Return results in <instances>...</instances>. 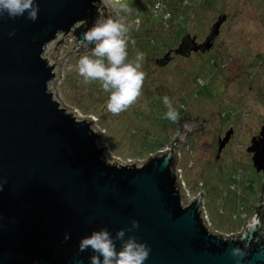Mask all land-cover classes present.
Listing matches in <instances>:
<instances>
[{
    "label": "water",
    "instance_id": "obj_1",
    "mask_svg": "<svg viewBox=\"0 0 264 264\" xmlns=\"http://www.w3.org/2000/svg\"><path fill=\"white\" fill-rule=\"evenodd\" d=\"M36 3V21L27 14L0 18V264H90L91 250L78 251L81 237L100 228L115 237L132 219L139 228L126 236L151 249L144 264H235L228 250L243 247L240 234L227 236L208 227L202 194L184 203L173 143L184 142L194 130L193 120L180 121L182 137L165 152L142 163L111 161L93 120L81 119L56 99L52 86L58 69L48 48L71 34L76 50L90 51L81 39L98 15H113L105 0ZM226 18L223 14L214 24L204 49L194 37L189 52L209 50ZM185 122L191 125L187 131ZM232 133L231 128L219 140L217 157ZM247 151L256 170L264 171V125ZM260 201L263 209L264 195ZM244 228L252 238L242 264H264L260 213Z\"/></svg>",
    "mask_w": 264,
    "mask_h": 264
},
{
    "label": "rangeland",
    "instance_id": "obj_2",
    "mask_svg": "<svg viewBox=\"0 0 264 264\" xmlns=\"http://www.w3.org/2000/svg\"><path fill=\"white\" fill-rule=\"evenodd\" d=\"M132 1L122 0L126 4ZM105 4L114 14L119 9L118 4L112 6L107 0ZM133 8L121 15H127L131 25L129 58H134L138 51L145 54L143 70L147 75L138 101L119 115L110 113L106 108L108 94L100 83L85 84L76 70L78 58L90 51L75 54L72 46H63V55L58 47L53 52L60 60L52 86L56 99L81 119L93 120L92 126L111 161L145 162L172 140L182 137L181 120L202 122L203 130L197 133L192 130L181 139L184 142L176 141L183 147L189 145L181 151L180 184L185 182L189 189L199 185L206 192L205 210L212 229L223 233L241 232L252 215L245 217L247 208L243 214L240 206H254L263 198L249 195L255 190L262 193L264 172L255 169L247 147L264 122V74L260 65L264 57V0H212L207 6L196 5L188 10V14L192 11L195 14L190 16L187 29L176 26L167 32L161 30L158 20L149 19L146 12L142 17L145 24L136 34L131 24L132 19L136 21ZM178 12L183 13L181 8ZM223 14L227 18L206 53L194 51L187 56L176 55L175 49L186 34L190 39L195 37L197 44L205 45ZM145 25L150 29L153 26V36L164 48L144 44L148 34ZM163 49L168 52L162 58ZM197 75L207 80L200 90ZM165 95L177 108L178 102H183L185 110L180 114L179 123L161 116L165 110L162 100ZM231 128V138L217 157L219 140ZM238 172L243 177H235Z\"/></svg>",
    "mask_w": 264,
    "mask_h": 264
},
{
    "label": "clouds",
    "instance_id": "obj_3",
    "mask_svg": "<svg viewBox=\"0 0 264 264\" xmlns=\"http://www.w3.org/2000/svg\"><path fill=\"white\" fill-rule=\"evenodd\" d=\"M107 2L112 6L118 4L119 9L114 15H98L91 28L83 34L81 44L92 47L90 54L85 53L78 58L76 70L85 84L100 83L103 91L108 94L107 110L113 115H119L127 111L142 95L147 75L143 70L145 54L138 51L134 58H129L131 25L121 12L128 13L130 9L122 0ZM38 12L36 0H0V18L7 15L9 19L14 20L27 14V19L36 21ZM167 18L166 16L165 19ZM136 24L138 26L139 22ZM14 31L9 35H13ZM162 100L166 109L164 118L179 123L180 112L172 99L165 95ZM190 127L191 125L185 122V130H189ZM137 228L139 222L132 219L127 229L121 228L116 231L115 237L107 228L94 229L89 235L81 237L78 251L82 253L91 250L90 264H144L150 255V247L145 242L138 241L134 235L126 236V233ZM69 238V233L65 232L64 241ZM251 238V231H242L240 242L243 247L234 245L228 250L235 259V264H242L243 259L249 255ZM229 240L225 237V242ZM117 241L120 242L119 249L116 247Z\"/></svg>",
    "mask_w": 264,
    "mask_h": 264
},
{
    "label": "trees",
    "instance_id": "obj_4",
    "mask_svg": "<svg viewBox=\"0 0 264 264\" xmlns=\"http://www.w3.org/2000/svg\"><path fill=\"white\" fill-rule=\"evenodd\" d=\"M133 0L132 2H130L129 4H127L128 8H133V12L136 15V21H131V24L133 25V27L135 28V34L137 33V30L141 29V26L145 24L144 20H143V15H147L150 16L149 19H154V20H158V22L161 25V30H163L164 32H167L169 29H174V27H179L181 29H187V27H189V20H190V16L193 17L192 14H195V11H192L191 14H188V10L190 9V7H195L196 5H198L199 7L201 6H207L209 3H212V0ZM158 3H162L165 7L163 8V10H159L158 8H156V5ZM183 11V13L178 12V9H180ZM169 13V16L167 19H165V15ZM127 16V15H126ZM139 22L138 26L136 24V22ZM176 21H178V24H175ZM173 26V27H172ZM140 27V28H139ZM145 25L144 29L148 30V34H147V40L144 41V44H148L149 46L154 48H164L161 43L158 44V39L153 36V26L150 29V27H147ZM162 31V33H163ZM181 31V30H180ZM179 31V32H180ZM178 32V33H179ZM182 32V31H181ZM158 34V33H157ZM159 35V34H158ZM188 34H186L185 36H183L181 42H187L188 43ZM162 40L163 37L161 38ZM134 42H137V40H134ZM140 46H143V44H140ZM178 50V51H177ZM166 50H161L160 55L162 54V58L166 55L165 52ZM175 52L177 53L176 55H180V54H188L187 50H184L183 53L179 52V48L175 49ZM200 53H203L202 50L199 51ZM198 53V52H196ZM206 53V52H204ZM128 55H129V51H128ZM172 58V57H171ZM165 60V59H164ZM162 67V66H161ZM264 70V67H263ZM197 74V73H196ZM199 75H197L198 77ZM198 90L202 89L201 86H198ZM156 89H158V86L156 87ZM178 108H179V112L180 114H183L184 112V108L180 107L181 105L183 106V102H178ZM164 110V109H163ZM155 112V110H153V113ZM166 112V109L164 110V112L161 114V116L164 115V113ZM157 115V114H156ZM157 118V116H156ZM156 142H153V144ZM155 145V144H154ZM239 201H243L242 199H239ZM244 205L242 204V207ZM248 206V205H245ZM251 206V205H250ZM245 208V207H244ZM244 212V209H243Z\"/></svg>",
    "mask_w": 264,
    "mask_h": 264
},
{
    "label": "built area",
    "instance_id": "obj_5",
    "mask_svg": "<svg viewBox=\"0 0 264 264\" xmlns=\"http://www.w3.org/2000/svg\"><path fill=\"white\" fill-rule=\"evenodd\" d=\"M160 6V7H157V6ZM165 6L162 4V3H158L157 5H156V8H158L159 10H163V8H164ZM113 15H114V12H113ZM168 17L169 16V13H167L166 15H165V17ZM134 43V42H133ZM63 46H66V47H73V50H72V52L73 53H75V54H79L80 55V53H85V51H83V50H76V42H75V38L71 35V34H69V35H67L65 38H64V41L63 42H61V43H59L58 45H56V44H52L49 48H48V54H49V56H50V58H51V60L53 61V62H55L57 65H59L60 64V60L58 59V56H57V53H53V52H55L56 51V49H57V47H58V49L57 50H59V52L61 53V51H62V48H63ZM62 55H63V53H61ZM59 67V66H58ZM60 72H62V70H60ZM207 80H206V78H203V76L202 75H199L198 77L196 76V84L199 86H201L203 83H205ZM202 87V86H201ZM183 108H184V110H185V106L183 105ZM232 112V111H231ZM180 137V136H179ZM174 139H176V138H174ZM174 148H175V159H176V164H175V171H176V173H177V175H178V177H179V180L182 178V168L181 167H179V164H180V160L182 159V153H181V151H182V149H183V146H182V144L181 143H177V142H175L174 144ZM186 147H188V146H186ZM169 149V146L167 145V146H165L164 148H162L158 153H163V152H165L166 151V149ZM131 162V161H130ZM235 177H243L242 176V174L241 173H237L236 175H235ZM201 185H202V183H200ZM181 185V188H182V191H183V193H184V195H185V201H184V203L185 204H190L191 202H193V201H195L196 199H198L199 198V196H200V194H202V205L200 206V208L202 209V212H203V216H204V218H205V220H206V223H207V225H208V227L213 231V232H218V233H221V234H224V235H227V236H230L231 234H239L240 233V231H236V232H234V231H232V232H226V233H223V232H219V231H217V230H214V229H212V227H211V225H210V220H209V218H208V216L206 215V210H205V208H206V206H205V191L203 190V189H200V186L199 185H195V187L193 188V189H189L188 187H186V184H185V182H183L182 181V184H180ZM188 188V189H187ZM240 208H242V210H243V207L242 206H240ZM222 210L223 209H221V212H222Z\"/></svg>",
    "mask_w": 264,
    "mask_h": 264
},
{
    "label": "flooded vegetation",
    "instance_id": "obj_6",
    "mask_svg": "<svg viewBox=\"0 0 264 264\" xmlns=\"http://www.w3.org/2000/svg\"><path fill=\"white\" fill-rule=\"evenodd\" d=\"M217 38V37H216ZM215 39V38H214ZM214 39L212 40V41H214ZM195 42L193 41V39H190V36L188 37V43L187 42H184V43H182L181 42V44H180V46H179V52L180 53H183V51L184 50H187L188 51V54H191V53H193L194 51H191V52H189V50H191L192 49V47H193V44H194ZM199 44V43H198ZM201 44H203V43H201ZM201 44H199V45H201ZM214 44V43H213ZM206 46L205 45H203L201 48L202 49H204ZM178 51V50H177ZM198 51H200V50H198ZM198 51H195V52H198ZM260 65H261V69H262V73L264 74V70H263V67H264V57L260 60ZM192 123V128H194V130H196L195 132H193V133H197V132H200L201 130H203L204 129V124L202 123V122H199V121H193V122H191ZM263 125H264V122H263ZM262 125V126H263ZM262 128V127H261ZM260 131H261V129H260ZM260 131H259V133L257 134V136L260 134ZM192 133V134H193ZM187 146H189V145H187ZM186 146H184L183 148H185ZM250 154H252V153H250ZM256 169V168H255ZM260 172H264V171H260ZM195 187V186H194ZM263 188H264V182H263ZM250 197H259L260 195L261 196H263L264 195V189L262 190V193L259 191V190H255V191H251L250 192ZM205 196H206V192H205ZM205 199H206V197H205ZM262 201H260V202H258L257 201V203H256V205H254V206H243V209H244V211H245V208H247V211L248 212H246L247 214H245L244 216L245 217H247V216H251L252 215V217H249L246 221H250L252 218H253V216L256 214V213H260V216H261V218L263 219V221H264V208L263 209H261V206H260V203H261ZM245 207V208H244ZM264 207V206H263ZM249 211L251 212V213H249ZM222 213V212H221ZM253 213V214H252ZM243 214H244V212H243ZM233 217L234 218H237V216L234 214L233 215ZM251 218V219H250ZM250 219V220H249ZM245 221V222H246ZM246 224H247V222H246ZM244 229V228H243ZM264 229V228H263ZM232 232V231H231ZM242 232V231H241ZM241 232L239 233V234H241ZM238 234V235H239ZM258 238H264V232L263 231H260L259 232V234H258Z\"/></svg>",
    "mask_w": 264,
    "mask_h": 264
}]
</instances>
